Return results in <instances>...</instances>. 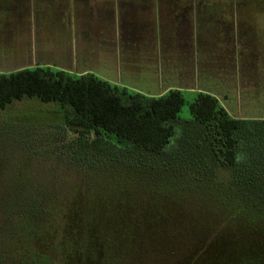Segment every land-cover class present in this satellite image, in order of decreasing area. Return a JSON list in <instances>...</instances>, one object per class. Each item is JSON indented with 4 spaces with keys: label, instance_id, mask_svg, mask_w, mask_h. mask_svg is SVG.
I'll use <instances>...</instances> for the list:
<instances>
[{
    "label": "rangeland",
    "instance_id": "rangeland-1",
    "mask_svg": "<svg viewBox=\"0 0 264 264\" xmlns=\"http://www.w3.org/2000/svg\"><path fill=\"white\" fill-rule=\"evenodd\" d=\"M95 1L89 7L74 6L76 28L71 33L55 24L51 0H42L40 13L37 10L44 22L39 25L40 32L37 30L39 41L53 53L63 48L64 54L55 57L68 65L73 62L79 68L89 67L100 78L118 77L123 84L154 92L157 78L151 70L140 75L127 71L124 65L115 70L113 40L110 44L113 17ZM234 1L235 13L241 14L244 5L246 10H254L257 20L264 17V1ZM6 3L14 5L13 0ZM137 8L134 16L129 15V8L120 18L126 30L142 35L147 51V39L152 41L154 23L160 30V19L157 14L154 20L153 10L144 1L138 2ZM210 22L204 20L203 25L210 28ZM254 29L259 33L252 30L249 37L259 47L264 22ZM99 30L105 45L100 44ZM211 32L202 36L204 66L216 57L209 44L214 39ZM12 37L15 46L26 43L22 30L14 31ZM104 47L108 54L100 57ZM169 56L177 64V56ZM173 73L166 71L164 80L174 79ZM233 73L239 103L234 102V90L229 96V111L244 119L264 120V79L259 81V72H251L244 62ZM202 78L205 81L204 75ZM121 82L109 83L133 92ZM217 94L223 102L220 91ZM182 95L185 102L179 119L173 122L175 135L167 150H177L193 160L200 156L210 169L215 168L203 131L190 121L189 105L196 93L182 90ZM74 138L57 103L23 98L0 108V264H202L204 254L223 243L227 249L221 255L224 259L227 254L223 262H228V253L230 261L235 256L238 261L245 255L247 259L262 256L264 220L238 207L231 198L233 193L222 195L211 187L153 186L149 182L155 176L149 170L140 175L117 164L103 171L92 170L74 149ZM247 139L241 138L239 150L248 154ZM136 179L143 181L139 187Z\"/></svg>",
    "mask_w": 264,
    "mask_h": 264
},
{
    "label": "trees",
    "instance_id": "trees-1",
    "mask_svg": "<svg viewBox=\"0 0 264 264\" xmlns=\"http://www.w3.org/2000/svg\"><path fill=\"white\" fill-rule=\"evenodd\" d=\"M23 98L60 106L65 127L75 135L72 145L88 168L103 171L117 164L140 175L149 170L155 176L149 182L153 186L230 192L245 213L264 220V120L234 117L216 97L198 93L189 105L190 121L203 131L216 164L210 169L200 156L193 160L167 150L175 135L173 122L185 102L178 89L150 96L119 90L92 73L75 76L50 67L0 73V108ZM243 136L248 137V154L239 150ZM136 181L138 187L143 182ZM224 244L205 253L202 264L264 263V250L261 257L245 255L240 261L236 256L230 261L228 253V262H223Z\"/></svg>",
    "mask_w": 264,
    "mask_h": 264
},
{
    "label": "crops",
    "instance_id": "crops-1",
    "mask_svg": "<svg viewBox=\"0 0 264 264\" xmlns=\"http://www.w3.org/2000/svg\"><path fill=\"white\" fill-rule=\"evenodd\" d=\"M6 1L9 3L10 0H0V73L35 67L64 70L75 76L92 73L89 67L79 68L73 62L68 65L55 57L57 54L59 56L64 54L63 48L53 53L42 41H39L37 30L40 32L39 25L44 23L42 15L39 14L40 6L44 4L42 0H13L14 5L12 6L7 5ZM97 1L98 4L103 5L102 9L107 13L110 12L113 17V37H110V44L113 40L112 60L115 63V70L122 68L123 65L124 69L135 75H140L142 71L151 70L157 78L156 90L150 93H145L140 86L123 84L121 80L118 81V77L109 79V77L102 76L103 80L121 82L127 88L130 87L133 92L150 96L162 95L170 89H178L181 92L187 90L196 93V95L200 92L209 93L218 99L220 105L230 115L242 118L241 115L231 114L228 108L230 106L229 96L231 92L238 88L233 69H237L241 62H244L248 70L259 72L257 75L259 81L264 79V31H262L263 33L257 41L259 47H256L254 44L256 41H252L249 37L252 35V30L253 33L256 31L254 28H257L258 23L260 21L264 22L263 15L257 20L254 10H246L244 5H242L243 11L241 14L235 13L233 9L235 6L234 0ZM140 1L149 4V7L153 10L152 12H154V20L158 14L161 24L160 30L157 31L154 23L155 29L154 27L153 29L155 31L151 35L152 41L147 39V51L143 49L145 43L143 44L142 35L140 37L136 30H126L127 27H123L120 18L125 9L131 8L132 11L129 14L131 16H134L136 12L138 13L137 6ZM15 2H17V5ZM51 2L53 6L51 12L55 24L65 31L70 29L71 33L76 28L74 6L77 8L83 4L89 7L94 2L96 3L95 0L93 3L91 0H51ZM250 4L252 3L250 2ZM45 5L48 6V4ZM220 7L222 9H219ZM224 8L225 10H223ZM204 20L205 22L207 20L211 21L210 28L203 25ZM210 29L214 39L212 37L213 43L210 40L209 44H212V54L216 57L212 60L209 58L210 60L208 59L206 66H204L201 62L203 54L201 48L203 44L202 36L205 31ZM258 29L261 33V28ZM21 30L26 34V43H22V46H15L12 42V33ZM99 32L100 44L105 45L104 34L102 35V30H99ZM103 50L100 57L108 54L105 47ZM169 55L177 56V64L174 65L169 60ZM172 70H174L172 77L175 78L171 81H165L166 71ZM203 75L205 81H202ZM217 90L222 94L224 103L220 101ZM235 94L238 98V91L235 90ZM237 98L234 100L235 104L239 103V98Z\"/></svg>",
    "mask_w": 264,
    "mask_h": 264
}]
</instances>
